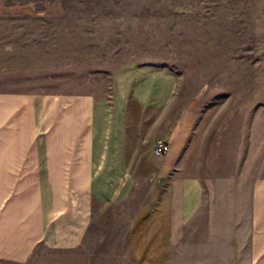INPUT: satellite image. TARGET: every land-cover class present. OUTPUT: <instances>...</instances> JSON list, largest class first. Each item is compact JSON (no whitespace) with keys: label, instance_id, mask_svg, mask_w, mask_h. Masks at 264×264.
Returning a JSON list of instances; mask_svg holds the SVG:
<instances>
[{"label":"crops","instance_id":"crops-1","mask_svg":"<svg viewBox=\"0 0 264 264\" xmlns=\"http://www.w3.org/2000/svg\"><path fill=\"white\" fill-rule=\"evenodd\" d=\"M176 96L168 68L131 63L102 96L0 91V260L82 246L94 203L129 198L130 176L163 139L167 154L151 156L155 194L124 233L130 264H264V161L252 175H181L197 116L185 105L168 120Z\"/></svg>","mask_w":264,"mask_h":264},{"label":"rangeland","instance_id":"rangeland-1","mask_svg":"<svg viewBox=\"0 0 264 264\" xmlns=\"http://www.w3.org/2000/svg\"><path fill=\"white\" fill-rule=\"evenodd\" d=\"M130 63L172 71L177 96L168 120L185 105L196 111L181 175L209 181L257 170L264 161V0H0L2 92L102 96L112 72ZM151 156L130 176L129 198L94 203L82 246H39L25 262L0 264H130L124 233L155 194Z\"/></svg>","mask_w":264,"mask_h":264},{"label":"built area","instance_id":"built-area-1","mask_svg":"<svg viewBox=\"0 0 264 264\" xmlns=\"http://www.w3.org/2000/svg\"><path fill=\"white\" fill-rule=\"evenodd\" d=\"M152 153L155 156H163L165 154H167V152L169 151V146L167 143H165L163 140L161 139H156L153 142L152 148H151Z\"/></svg>","mask_w":264,"mask_h":264}]
</instances>
